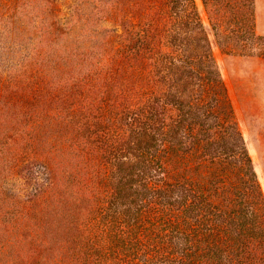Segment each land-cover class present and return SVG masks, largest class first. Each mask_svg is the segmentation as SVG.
Returning a JSON list of instances; mask_svg holds the SVG:
<instances>
[{"label": "trees", "instance_id": "16d2710c", "mask_svg": "<svg viewBox=\"0 0 264 264\" xmlns=\"http://www.w3.org/2000/svg\"><path fill=\"white\" fill-rule=\"evenodd\" d=\"M109 1L0 0V103L23 83L56 103L19 151L0 105V264H264V194L196 0ZM201 1L223 52L264 57L254 0ZM106 16L120 32L99 37Z\"/></svg>", "mask_w": 264, "mask_h": 264}, {"label": "rangeland", "instance_id": "374dc122", "mask_svg": "<svg viewBox=\"0 0 264 264\" xmlns=\"http://www.w3.org/2000/svg\"><path fill=\"white\" fill-rule=\"evenodd\" d=\"M77 1L75 0V2ZM196 3L210 39L218 68L226 84L238 126L252 158L253 166L264 194V57L255 53L223 52L216 42L202 1L196 0ZM115 4V2L113 3L110 0L106 5L107 10L111 12L112 6ZM108 17L106 16L105 20L103 19L104 21H96L92 27L93 31L99 32V37L106 34V29H114L120 32L121 27L117 24L118 21H109L106 19ZM254 21L255 31L264 35V0H254ZM63 37L64 34L59 36L60 39ZM99 75L100 73L96 76L98 86ZM36 89L37 87L32 84L23 83L22 85L7 87L3 90L6 96H12L16 101L14 104L16 106L0 103V105H3L4 111L11 113L12 119L10 118L8 122L12 123L13 128H17L18 125L23 127L18 131L19 134H16V142L11 141V151L12 149L15 151L23 149V145L18 142V139L21 136L24 139L27 138L32 121H38L36 120L37 118L41 121L45 114L50 111V107L56 104L44 103L47 99L40 103L39 97H35V94H33ZM69 99V97H65L66 104ZM15 115H18L21 122L17 120ZM7 178L5 179L6 183H2L4 188L20 193L29 190L28 187L23 186L18 178Z\"/></svg>", "mask_w": 264, "mask_h": 264}]
</instances>
